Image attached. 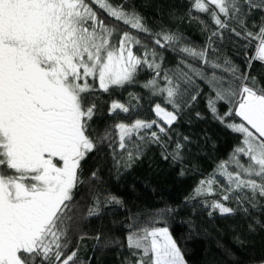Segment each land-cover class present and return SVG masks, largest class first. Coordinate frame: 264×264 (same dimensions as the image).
<instances>
[{
  "label": "snow or ice",
  "instance_id": "snow-or-ice-1",
  "mask_svg": "<svg viewBox=\"0 0 264 264\" xmlns=\"http://www.w3.org/2000/svg\"><path fill=\"white\" fill-rule=\"evenodd\" d=\"M147 6L0 0V264H100L107 251L120 264H189L187 241L209 235L194 214L175 234L190 202L240 218L239 244L264 233V0H184L153 16ZM193 22L202 41L181 27ZM200 121L234 138L226 155L183 200L128 209L101 165L118 182L155 151L184 176L192 147L215 143L181 131ZM113 206L127 222L92 230Z\"/></svg>",
  "mask_w": 264,
  "mask_h": 264
},
{
  "label": "trees",
  "instance_id": "trees-1",
  "mask_svg": "<svg viewBox=\"0 0 264 264\" xmlns=\"http://www.w3.org/2000/svg\"><path fill=\"white\" fill-rule=\"evenodd\" d=\"M143 2L148 5L143 10L149 16L155 15L157 11H167L172 5H176L181 12L184 11V0H143ZM181 27L193 40H203L195 22L191 25L182 24ZM169 60L171 61V57ZM120 98L127 99L126 92ZM199 107L203 110L202 103ZM147 115H151V113H147ZM181 131L192 134L197 140L203 132L207 131L212 141L215 142L214 145L210 142L208 144L200 143L198 148L195 145L192 147L191 164L188 166L190 170L184 176L179 175L175 167L161 160L155 151L150 152L141 164L125 173L118 182L110 180L108 170L111 166L110 161L101 165L104 168L103 178L109 182L114 192L123 197L127 202L128 209L144 211L160 209L165 204L171 205L183 200L192 191L200 175L209 172L213 168L214 161L224 157L235 142L231 135L210 121H200L191 128L182 126ZM98 164L100 161L91 160L87 167L92 168ZM191 169H196V171ZM194 203L190 202L173 224L175 234L181 238L185 235L186 228L180 221L194 214L197 221L209 233V235L187 241L189 264H206L210 258L214 259L217 264H252L254 257L264 255V233L258 232L254 236H247L246 242L239 244L233 239V230H239L242 223L240 218L215 215L210 219L198 203H195V208H193ZM105 211L106 215L103 220L95 222L92 230H95L97 225H107L112 220H115L117 225L127 222L124 212L119 208L113 206ZM123 231L121 228L120 233L123 234ZM218 242L231 250L232 259L226 257L222 249L217 247ZM93 243L91 240L86 242L84 247L86 255H92ZM120 256L121 253L118 251L97 253L100 264H120Z\"/></svg>",
  "mask_w": 264,
  "mask_h": 264
}]
</instances>
